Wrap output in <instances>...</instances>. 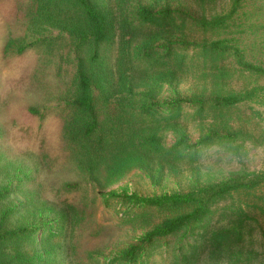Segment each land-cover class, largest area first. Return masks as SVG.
<instances>
[{
    "label": "rangeland",
    "instance_id": "374dc122",
    "mask_svg": "<svg viewBox=\"0 0 264 264\" xmlns=\"http://www.w3.org/2000/svg\"><path fill=\"white\" fill-rule=\"evenodd\" d=\"M26 1L0 0V101H4L0 104V158L7 155L18 158L9 168V177L6 167L0 163L1 198L6 197L9 202L0 208V215L1 210L12 205L21 210L22 235L27 231L24 247L32 255L34 264H43L41 257L45 258V263L51 260L52 264H74L68 251L79 233V213L84 210L89 211L91 218L88 230L95 226L99 228L97 239L90 244L99 248L94 264H129L123 259L129 245L171 216L151 206L150 200L188 192L206 180L219 181L233 173L250 175L264 169V77H248V72H244L243 75L235 74L232 82L213 84L210 78L202 76L203 58L197 57L187 65L186 72L178 74V79H172L166 73L158 74L163 72L153 73L157 74L156 79L149 80L148 87L134 90L127 103L134 110L159 104L153 108L158 110H152L150 116L147 112L138 114L145 116L146 132L153 125H162L160 134L166 145L176 143L184 134L190 143H196L211 131L223 134L236 132L238 140L235 139V143L245 147L246 152L236 156L226 143L217 142L200 148L197 153H189L184 161L165 164V167L159 166L149 156L142 165L133 167L125 178L106 189H100L90 181H82L81 190L63 191L70 185L64 188L62 185L80 179L73 162L66 157L71 151L67 150V134L61 127L60 117L71 108L69 102L72 99L64 93L74 83L77 60L67 34L56 29L40 33L32 28L26 33ZM117 1L122 4L123 0ZM234 1L131 0L122 5L124 12L118 14L120 17L139 6H151L155 10L169 8L178 27L168 26L167 32L159 35L154 29L131 36L122 27L126 20L121 25L119 20L121 29L108 49L112 59L110 69L118 72L121 70L118 60L122 55L129 54L131 60H137L146 48L153 49L156 56L163 54L171 39L179 43L181 52H185L187 47V53L193 56L201 43L225 38L231 46L238 45L245 52L246 59L251 58L256 64L264 65L260 62L264 61V10L252 14L255 7H264V0ZM21 4V14L10 17ZM238 4L241 6L235 12ZM218 16H227L225 25H202L203 21ZM10 36L26 38L13 53H5L3 49ZM56 36L60 39H54ZM43 38L47 40L39 46ZM225 63L240 70L235 56H228ZM163 67L164 71L170 69L166 65H154L149 71ZM252 85L258 87V92L231 109L234 114L230 122L214 123L213 119L206 118V115L211 118L210 113L196 116L197 105L205 102L204 99L214 97L218 92L243 91ZM120 102L124 100L120 99ZM30 106L37 107L44 115L32 114ZM201 116L206 119H201ZM172 117L180 119L176 121ZM40 144L45 146L46 158L40 155L43 154ZM16 182L21 183L19 190ZM261 190L257 195L264 194ZM250 197L253 198L252 195ZM250 197L241 193L228 198L217 207L212 221L193 224L181 234L169 237L170 241H176L170 244L173 253L180 244L193 243L195 239L200 241L199 236L208 225L209 231L228 228L230 221L220 214L224 205L234 218L236 212L231 209L246 206ZM61 198L72 202L70 207L65 206L66 202L61 203L64 201ZM245 210L247 226L244 240L238 243L242 258H229L228 254L219 251L215 254L214 245L208 243L201 264H261L262 261L264 264V215L257 208L245 207ZM40 211L43 213L39 214ZM243 216L245 218L246 215ZM15 225H11L9 230H18L20 226L17 228ZM249 228H252L251 235ZM2 233L0 230V237ZM250 252L255 256L251 255L252 259L248 260ZM166 259L164 247L155 251L147 249L130 264L174 263L173 260L166 262Z\"/></svg>",
    "mask_w": 264,
    "mask_h": 264
},
{
    "label": "trees",
    "instance_id": "16d2710c",
    "mask_svg": "<svg viewBox=\"0 0 264 264\" xmlns=\"http://www.w3.org/2000/svg\"><path fill=\"white\" fill-rule=\"evenodd\" d=\"M130 1L123 0L122 4L117 0L116 2L113 0L26 1L27 8L24 13L27 16L26 33L32 28L40 33L56 29L67 34L77 60L78 71L74 83L70 88H66L64 93L72 99L69 102L71 108L60 117L61 127L67 134V150L71 151L66 154V157L73 162L80 179L62 185V188L70 185L63 191L81 190L82 181L86 183L90 181L100 189H106L125 178L133 167L142 165L145 158L149 156L156 160L159 166L165 167V164L184 161L189 153H197L200 148L209 147L217 142L226 143L236 156H242L246 152L245 147H241L238 142L235 143V139L238 140L236 132L223 134L211 131L196 143H190L188 136L184 134L176 143L166 145L160 134L162 125H153L151 129L147 128V132L144 130L145 116L138 113L147 112L150 116L153 108L159 104L146 105L145 108L135 109V112L127 101L134 94V90L148 87V81L156 79L157 74L153 73L163 72L158 74L166 73L172 79H178V74L186 72L185 69L189 63L197 57H202L201 64L204 67L201 71L202 76L205 79L210 78L213 84L216 82L223 84L227 81L232 82L235 74L243 75L244 72H248V77H264V65L256 64L251 58L246 59L245 52L239 49L238 45L231 46L229 40L225 38L210 43H201L199 50L193 56L187 53V47L184 48L185 52H181L179 43L171 39L168 40V46L163 54L156 56L155 51L150 48H146L137 60H131L129 54H125L118 60L121 70L112 71L110 69L112 59L108 49L116 39L124 19L126 21L122 24L123 30L131 36L154 29H157L155 34L159 35L167 32L168 26L178 27L169 8L155 10L151 6H139L131 13H125V16L122 14L123 16L120 17L118 14H121V11L124 12L122 5ZM236 2L240 1L235 0L234 3ZM240 6L241 4L236 5L235 12H238ZM20 9H22V4L10 17L21 14ZM261 10H264L263 6L255 7L252 14ZM233 12L234 10L231 14ZM226 17L218 16L215 19L203 21L202 25L223 26L227 21ZM25 38L10 36L4 46V52L13 53L17 45H23ZM54 39L60 38L56 36ZM45 40L47 38H43L39 46L45 43L43 42ZM230 55L235 56L237 64H240L239 71L230 68L225 63ZM154 65H166L170 69L164 71L163 67L161 70L149 71V68ZM257 92L258 87L255 85L239 92H218L214 97L204 99L205 102L197 105L195 114L203 116V113H210L211 118H208V115L206 118L213 119L214 123L230 122L234 114L231 113V109L247 98H252ZM120 99L124 102H120ZM3 102L1 100L0 104L2 105ZM258 102L255 101V103ZM29 109L32 114L44 115L37 107L30 106ZM156 110L158 109L154 112ZM141 116L144 117L141 118ZM202 116L201 119H206ZM172 118L176 121L180 119V117ZM137 119L140 121L137 122ZM78 120H80L79 123ZM233 123H235V118ZM3 143L4 141L1 145ZM39 149L43 153L40 155L46 158L45 146L40 144ZM1 158L0 163L6 167L5 172L9 177V168L11 164L17 162L18 158H10V155ZM54 159L56 161L55 157ZM20 185L21 183L16 182L18 190ZM260 189L264 191V169L250 175L233 173L219 181L206 180L188 192L164 195L150 200L148 203L151 206L171 216L133 241L125 251L123 259L130 264L135 262L143 251L147 249L155 251L164 247L166 262L173 260L172 264H201L208 243L210 246L214 245L215 254L219 251V253L228 254L229 258H242L243 253L238 243L244 240L247 226L245 221L248 217L245 207L257 208L264 215V194L257 195ZM241 193L249 197L252 195L253 198L250 197V202L246 203V206H235L236 209H231L236 212L234 218L225 205L220 211L222 218L230 221L228 228L209 231L208 225L199 236L200 241L195 239L193 243L180 244L173 253L170 244L176 241H170L169 237L181 234L193 224L212 221L221 203ZM1 196L0 193V208H3L9 202L6 201V197L1 198ZM62 200L64 201L60 202H66V207L72 204L68 199ZM12 206L3 209L4 211L1 210L0 230L3 233L0 237V264H34L32 255H29V250L24 247L27 231L25 235H22L24 229H22L23 221L19 215L21 210L17 209L16 205ZM88 212L84 210L79 213V233L69 247L68 254H71L74 264H94L95 255L99 250L98 247H93V244L90 246L92 241L97 239L99 228L95 226L88 230L91 221ZM42 213L43 211H40L39 214ZM243 215H246L245 218ZM14 224L17 228L20 226L19 229L9 230ZM85 231L87 233L84 235ZM251 232L252 228H249L250 235ZM262 234L264 236L263 229ZM251 255L255 256L253 252H250L248 260L252 259ZM41 258L44 264L45 258ZM51 262L50 260L45 264H52Z\"/></svg>",
    "mask_w": 264,
    "mask_h": 264
}]
</instances>
